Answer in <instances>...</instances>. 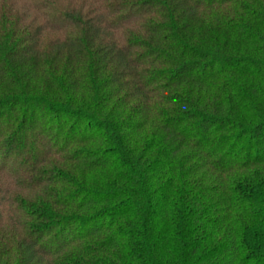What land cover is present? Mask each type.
<instances>
[{
    "label": "trees",
    "instance_id": "trees-1",
    "mask_svg": "<svg viewBox=\"0 0 264 264\" xmlns=\"http://www.w3.org/2000/svg\"><path fill=\"white\" fill-rule=\"evenodd\" d=\"M0 264H264V0H0Z\"/></svg>",
    "mask_w": 264,
    "mask_h": 264
}]
</instances>
